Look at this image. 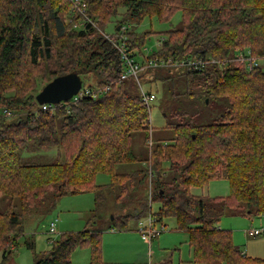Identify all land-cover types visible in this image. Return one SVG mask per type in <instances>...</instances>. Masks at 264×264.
I'll return each instance as SVG.
<instances>
[{"label": "trees", "instance_id": "1", "mask_svg": "<svg viewBox=\"0 0 264 264\" xmlns=\"http://www.w3.org/2000/svg\"><path fill=\"white\" fill-rule=\"evenodd\" d=\"M82 3L100 32L123 10L111 36L118 40L121 28L130 25L124 42L139 53L152 33H138L133 25L145 18L169 22L180 12V26L167 32L148 58L210 56L226 63L180 75L186 95H193L189 85L195 83L198 97L224 99L226 107L211 124L183 121L174 127L170 143L150 146L145 169L117 173V165L139 162L133 135L150 128L149 110L135 84L119 78L114 47L90 24L73 28L82 21L68 0H0V199L9 200L0 212V264H7L10 246L24 234V219L48 212L66 196L92 194L100 209L111 200L117 212L111 229L127 232L129 219L139 220L148 212V199L137 193L146 178L151 201L159 204L155 216L161 222L174 219L177 231L188 234L193 263L264 264L240 252L230 233L216 225L225 215H264V71L260 66L247 71L244 63L246 56L264 59V0ZM73 71L91 79L87 87L110 85L109 92L76 106L39 111L38 81L45 86ZM26 149L58 150L63 160L22 163ZM100 174L109 178L107 185L96 184ZM223 179L228 196L194 193ZM85 229L53 240L34 264H71L77 249L88 250V264H116L103 259L102 232Z\"/></svg>", "mask_w": 264, "mask_h": 264}, {"label": "rangeland", "instance_id": "2", "mask_svg": "<svg viewBox=\"0 0 264 264\" xmlns=\"http://www.w3.org/2000/svg\"><path fill=\"white\" fill-rule=\"evenodd\" d=\"M120 11L119 15L111 19L105 28L104 32L106 34H114L115 25L122 18L123 10ZM180 23L181 13L177 12L169 22H159L156 18H145L142 24L133 25V30L138 33H152L148 35L144 46V53L147 50L152 54L158 50V41L165 39L167 32L178 28ZM259 66L264 71V61H260ZM184 72L183 69H174L171 73H166L164 69H152L140 77V84L144 91L155 95V100L150 104L149 108L150 125L148 127L150 130L137 132L133 135V152L139 162L117 165L115 167L117 173H129L137 169H145L144 163H146L145 160L148 158L150 146L154 147L163 142L170 143L174 138L173 128L182 124L183 121H189L197 126L208 125L213 123L223 113L226 107V100H203L195 92L198 90L195 83L189 85L193 95H186V82L184 77L180 76ZM89 80L91 79L87 75L82 76V86L87 87L88 83H90ZM43 86L44 83L38 81L37 91L39 92ZM146 138H148V144L144 143ZM62 160V155L58 150L43 152L26 149L21 153L22 163L52 164ZM108 183L109 178L106 175L100 174L97 176V185H107ZM148 190L149 180L146 178L137 187L138 197L141 200H146ZM194 193L206 197L228 196L229 184L225 179L214 181L202 190H195ZM8 204L9 200L7 198H1L0 212H3ZM113 206L114 203L109 200L105 209L96 208L92 194L60 198L55 207L48 212L24 219V234L17 239L14 247L10 246L9 249L12 250V253L7 264H34L35 257L51 249V239L57 241L64 233L81 232L85 228L102 232L107 250L111 243H114V246L120 249H132L134 252L132 264H161L169 259L171 264H195L191 261L189 246L183 243L186 236L177 234L178 231L174 219H164L162 223L166 226V232L154 238L151 244L147 245L140 240L141 236L136 231L140 219L128 220V233H112L114 230L111 228L115 221L111 218L117 214V212L113 211ZM158 209L159 204L152 202V213L156 214ZM146 215L147 213L141 219H145ZM249 217L251 215H225L216 225L220 230L230 233L234 246L240 252L248 257L264 261V236H249L248 233L246 234L249 229L264 227V215L260 217L252 215L253 218ZM51 222L55 223V233H49ZM157 227H159V224ZM115 237L121 239L116 240ZM136 255L137 257H135ZM88 260L89 252L87 249H77L71 256V264H88ZM117 260L124 264L123 262H128L126 260L131 259L122 258Z\"/></svg>", "mask_w": 264, "mask_h": 264}, {"label": "built area", "instance_id": "3", "mask_svg": "<svg viewBox=\"0 0 264 264\" xmlns=\"http://www.w3.org/2000/svg\"><path fill=\"white\" fill-rule=\"evenodd\" d=\"M70 5L72 6V13H77L78 16L81 18L80 23L73 25V28L78 29L83 27L85 23L92 25V27L98 30L96 24H94L91 19L86 15V8L85 5L82 3V0H68ZM130 29V25H125L121 28V32L119 34L118 40L114 39L111 35L106 34L105 32L99 33L102 37L111 43L114 49L117 52L119 61H120V72L119 78L121 81H132L138 91V95L140 101L144 104V106L149 110L150 104L155 100V95L151 92H146L142 88L140 84V77L145 74L147 71L152 69H164L174 71V69H183L184 71H195L198 73L204 72L208 67L218 66L222 67L225 66L226 63H221L214 58L208 57H192L184 60H173L171 58L164 59H151L148 58L151 54L149 51L146 50L144 53L145 47H143L140 51H133L128 48L125 44V33ZM120 30V29H119ZM163 39L158 41V48L161 44ZM239 56V55H238ZM237 56V57H238ZM244 58V63L246 66L247 71H251L252 68L259 66L260 61L254 58ZM227 65V64H226ZM110 90V85H107L103 89L99 88H89L83 87L78 90L76 95L72 96L71 99L65 102H61L56 105H38L39 111L45 113L47 111H54L57 107L62 106H76L80 101L91 98L97 99L103 94H106ZM3 113L8 114L6 110ZM148 126L150 125V115L148 116L147 120ZM151 144V143H149ZM151 188L149 187L148 190V212L145 219H140L138 221V232L142 239L147 242L149 245L151 244L152 240L158 237L160 234L166 232V226L155 216V214L151 211ZM159 224V227L157 225ZM49 233H55V223L51 222L49 225ZM249 236H256V235H263L264 236V227L258 229H249L247 231ZM53 242V239L50 241Z\"/></svg>", "mask_w": 264, "mask_h": 264}, {"label": "water", "instance_id": "4", "mask_svg": "<svg viewBox=\"0 0 264 264\" xmlns=\"http://www.w3.org/2000/svg\"><path fill=\"white\" fill-rule=\"evenodd\" d=\"M119 29L120 27H117V30ZM81 86V77L76 71H73L47 83L35 95V101L37 105H56L71 99L72 96L76 95Z\"/></svg>", "mask_w": 264, "mask_h": 264}, {"label": "crops", "instance_id": "5", "mask_svg": "<svg viewBox=\"0 0 264 264\" xmlns=\"http://www.w3.org/2000/svg\"><path fill=\"white\" fill-rule=\"evenodd\" d=\"M249 218H253L252 216L251 217H249ZM136 231L138 232V228L136 229ZM247 231V230H246ZM245 231V232H246ZM112 233H115V234H122V233H128V231L127 232H121V231H114V232H112ZM139 233V232H138ZM177 234H184L185 236H186V238H185V240L183 241V243L184 244H186L187 246H188V234L186 233V232H183V231H178V233ZM246 234H247V232H246ZM102 238H103V259H104V261L105 262H107V263H116V264H122V262H118V260L117 259H131V260H126V261H128V262H123L124 264H126V263H131L132 264V261H134V260H132V257L134 256V252H133V250L132 249H129V248H122V249H120V248H118V247H116V246H114V243H111V245H109V248H108V250L106 249V247H105V244H104V235H102ZM116 238V240H119V239H121V238H119V237H115ZM157 238V237H156ZM142 242H144L145 244H147V245H149L147 242H145L143 239H142V237H141V239H140ZM185 245V246H186ZM184 246V247H185ZM183 247V248H184ZM190 249V248H189ZM14 250V249H13ZM180 252H181V250H180ZM190 253H191V250H190ZM135 257H137V255L135 256ZM191 261H192V255H191ZM165 262H168L167 264H171V260L169 259V260H167V261H165ZM165 262H163V263H165ZM161 263V262H160ZM162 264V263H161Z\"/></svg>", "mask_w": 264, "mask_h": 264}]
</instances>
